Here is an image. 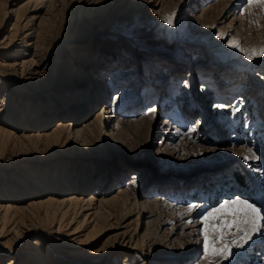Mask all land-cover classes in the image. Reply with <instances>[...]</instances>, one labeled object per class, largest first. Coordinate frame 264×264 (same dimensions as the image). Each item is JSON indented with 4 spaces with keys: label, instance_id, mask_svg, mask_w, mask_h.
Listing matches in <instances>:
<instances>
[{
    "label": "rangeland",
    "instance_id": "obj_1",
    "mask_svg": "<svg viewBox=\"0 0 264 264\" xmlns=\"http://www.w3.org/2000/svg\"><path fill=\"white\" fill-rule=\"evenodd\" d=\"M21 1L12 0L11 3L14 5L0 6V24L2 20L7 25L6 31L0 34V42L10 36L15 22V15L9 18L7 17L9 14L4 12L15 9ZM53 2L54 0L42 1L33 25L32 33L35 31L36 34L31 33L26 41V44L29 42V49L22 52L24 55L15 56L8 51L6 54L1 53L0 59L33 57L39 48L37 40H41L39 42L42 43L50 65L54 54L66 45L65 41L61 40L62 37L76 34L78 41L75 45L83 47V53L94 50L91 46L95 43L100 47L109 46L110 51L113 47L111 52L114 53L110 54V64L102 69L106 72L105 76L108 75L107 81L111 80L112 76L106 70L108 67L114 68L113 66L124 72L130 74L137 72L146 77L149 76V72H162L163 75L154 78L151 83L156 89L154 88L148 100L144 99L140 105L136 102L143 92H138V88L135 92L130 91L121 95L120 87L117 86L115 89L111 87L107 95L109 104L120 96L113 102L117 114H112L113 118L106 128L107 133L120 135L121 120L128 124L136 121L147 122L135 136L137 146L134 150L126 149L125 152L118 149L117 153L118 158L125 159L126 165L138 164L136 160L145 164L138 170L126 171L118 182L114 176L116 166H112L116 162H112V165H109L111 167L108 169L109 179L106 183L107 186L111 181L109 191L106 187V189L99 186L94 188L103 180L106 170L99 180L91 179V184L94 186L84 192L83 196L89 197L90 193L97 190L98 193L95 195L100 199L105 195L106 198L118 196L122 194L121 190L127 191L133 188V185H128L130 176L140 173L141 178L135 182L134 187L137 195L144 196L138 197L140 203L146 202L150 205L155 197H161L162 201L160 200L159 204L174 208L172 217H175V211L185 214L189 205L196 204L193 223L188 225L189 228H182L176 223L178 226L176 234H171L172 225L158 229L166 236L164 239L158 231H154L155 240H150L148 244L154 241L152 245L154 252L162 256L157 259V263L209 264V261L203 258L201 232L203 225L199 222L203 214L235 196L253 199L258 204L264 203L262 199L264 198V57L248 60L243 53L227 46L228 40H234L240 42L245 49L260 47L264 42V12L259 7H253L249 14L245 11L246 0H62V2L59 0L52 5ZM173 11L176 16L173 24L169 25L163 18ZM250 21L253 23L250 24ZM221 34L224 35L223 39L219 38ZM120 39L127 46L117 45ZM63 53L65 58H76L75 50L64 49ZM127 55H136L135 62L121 66L120 57L125 58ZM46 64L47 61L43 66ZM171 69L173 70L170 71ZM95 70L97 68L91 65L89 74H94ZM123 75L125 74L122 73L121 77H124ZM190 78H193L195 85L189 87L191 88L188 90L189 96L185 98L187 106L184 107L185 104L180 106L177 102L172 104V100L176 98L175 94L181 92L184 83ZM126 80L129 81V78H124L125 83ZM115 81L113 80V83ZM85 82L89 84V79ZM16 83L20 82L16 81ZM53 85L50 78L49 86ZM165 86L170 91L164 89ZM7 87L9 86H0V96L5 95L7 91L11 94L12 102L10 98H6L5 106L6 115L9 117L13 116V108L19 104V101H24L27 97L32 98L39 92L32 84H27V91H18L10 87L9 90ZM166 92L170 93L166 94ZM157 95L163 97L159 99ZM223 98L235 105L239 111L233 114L234 108L220 110V107H215L223 101ZM98 106L95 105L89 110L84 121L90 122L95 119ZM144 117L150 119L146 120ZM167 124L174 127L173 131L178 129L177 133L181 140L179 147H186L182 156L171 154L170 151L168 154L165 153L167 150L162 144L161 134L167 129ZM55 125L56 122H50L46 131H52ZM80 125L79 127H82V124ZM193 126L196 127V131L186 134ZM28 133L30 132L17 131L15 154H12L8 160L12 166L17 164L12 170L5 171V174L12 175L13 178H1V186L5 181L9 184L15 182L14 179L18 178L16 176L20 170L17 168L18 164L26 168L38 166L39 159H45L48 154L44 148L33 151L32 147L27 146L23 136ZM89 134L95 138L94 132ZM109 140L107 146L112 152L114 142L111 141L112 139ZM104 149L105 146H96L98 154ZM246 149H251L256 158L245 161L244 156L248 154ZM83 163L84 176L96 170L94 167L89 169L88 159H84ZM75 170L76 167L73 165L69 171L73 181L69 192L76 190L80 192L76 182L79 177ZM127 202L129 203V200ZM115 209L117 211L115 210L113 219L106 216L107 214H102L105 219L102 235L97 238L98 241L86 242L79 247L80 257L90 258V261L96 264H112V260L117 261V264H154L153 259L149 257L148 244L142 248L140 245H131L130 248L121 246L114 253L108 251L107 254L102 255V251L112 248L111 241L115 234L127 231L129 234L137 233L138 236L143 237L148 232V227L144 223L135 227V216L123 221L120 229H115L117 218L122 214V207L118 206ZM168 214L171 216L170 212ZM134 228L136 231H133ZM30 230L29 233L35 235L32 236V241L39 244L41 240L45 241L44 234L37 228ZM25 237L21 242H25ZM39 244L37 246H40ZM45 247L48 248L49 245ZM48 249L51 250V247ZM52 250L50 252L54 253ZM63 250L73 249L65 247L62 248V253L60 251L61 254L53 255L56 264H79V261L72 259ZM233 251L235 256L224 264H264V231L260 235L253 236L244 248ZM171 252L175 254L172 259L166 257ZM1 256L0 264H7L12 254ZM96 258L100 259L95 261Z\"/></svg>",
    "mask_w": 264,
    "mask_h": 264
},
{
    "label": "bare ground",
    "instance_id": "obj_2",
    "mask_svg": "<svg viewBox=\"0 0 264 264\" xmlns=\"http://www.w3.org/2000/svg\"><path fill=\"white\" fill-rule=\"evenodd\" d=\"M11 1L0 0V6L5 4L14 5ZM42 1L22 0L18 6H15V9L4 12V14H9L7 16L9 18L15 15V22L12 25L10 36L0 42V54H6L9 51L15 56L24 55L22 52L29 49V42L26 44V41L33 31L34 20ZM58 1L54 0L52 5ZM37 16L39 17V15ZM6 27L7 25L1 20L0 34ZM61 40L65 41L66 45L54 54L50 65L48 56L42 48V43L39 42L41 40H37L39 48L36 50L37 54L33 55L34 58L22 57L17 59L15 56V58L11 56L13 58H9L11 60L0 59V86H9L14 90L27 91V84H32L39 91L32 98L27 97L24 101H19V104L13 108V116L10 115V117L6 115L5 106L6 98L9 99L11 94L7 91L5 95L0 96V179L11 178L12 175L5 174V171L12 170L15 167L14 165L17 164L12 166L8 161L12 154H15L14 145L18 138L17 131L30 132L23 137L27 142V146L32 147L31 150L44 148L48 152L45 159H39L38 166L34 165L26 168V166L18 164L21 167L17 166L20 170L18 176H16L18 178L14 179L15 182L12 181L9 184L8 181H5L2 186L0 185V260L2 259L1 255L12 254L7 264H56L54 262L55 256L61 254L62 248L65 247L73 249L70 251L63 250V252L72 259L79 261V264H96V262H91L90 258H81L79 247L86 242L98 241L97 238L102 235V230L105 229V219L102 214H107L106 216L113 219L114 212L117 211L115 208L118 206L122 207V214L117 218L115 229H120L119 227L123 221L135 216V227L137 228L140 223H144L148 227V232L143 237L138 236L137 233L129 234L127 231L117 233L112 238V248L102 251V255L107 254L108 251L114 253L121 246L130 248L131 245H140L142 248L155 238L154 231L159 232L158 229H163L167 225H172L171 234H176L178 226L189 228L190 223H187V221H192L194 217V212L182 214L177 211L174 212L175 217H172L174 208H167V206L159 204L158 202L162 198H158V196L154 198V202L150 205L146 202L140 203L138 197L142 198L144 196H139L134 191L135 182H138L141 178L140 173H134L130 176L131 179L128 181V185H133V188H129L127 191L121 190L120 193L122 194L118 196L106 198L105 195L100 199L95 195L98 190L92 194L90 193L89 197L83 196L84 192L94 186L91 184V179L99 180L106 170L103 180L99 181L94 188L96 189V186H99L108 190L111 183L110 181L106 186L109 179L108 169L111 167L109 165H112V162H116L112 166H116L114 176L118 182L126 171L138 170L141 165L145 164L143 161L136 160L138 164L130 163L126 165L124 158L117 157L118 149L125 150V152L126 149L134 150L137 146L135 136L147 122L136 121L128 124L121 120V123L119 122L121 124V128H119L120 135L112 132L107 133L106 128L113 118L112 114H117V108L113 105V102L120 97L117 96L109 104L107 99L109 90H111V87L115 89L118 86L120 87L119 92L121 91V95H123L130 91L135 92L138 88V92H143L136 102L137 105H140L144 99L148 100L149 94L154 91L155 85L151 84L153 79L161 77L163 73L153 71L149 72V76L146 77L137 74V72L131 74L124 72L113 66L114 68L108 67V70H106L112 76V79L107 81L108 75L105 76L106 72L102 69L110 64V54L114 53L111 52L113 47L110 51L109 46L100 47L95 43L91 46L94 50H87L88 46L85 48L87 52L83 53L82 49L84 48L75 45L78 41L76 40V34L66 35ZM117 45L127 46L122 39L118 40ZM64 49L75 50L76 58H69L68 56V58H65L63 56ZM135 56L120 57V63L122 62L120 65L127 66L134 63ZM46 61L47 64L43 66ZM61 63H63L62 66ZM91 65L97 68L94 74H89ZM122 73L125 74L124 77H121ZM126 77L129 78V81L126 80L125 83L124 78ZM50 78L54 84L53 86H49ZM87 79H89V84L85 82ZM113 80L116 81L113 83ZM16 81L20 83H16ZM22 83H25V85ZM184 84L185 86L181 92L175 94L176 98L172 100V104L177 102L180 106L184 104V107L187 106L186 97L190 93L188 90L191 89L189 88L191 85H195V81L190 78ZM166 88L165 86L164 89ZM158 97L160 99L163 96ZM41 98H44V100H40ZM179 99L181 102H179ZM224 99L220 103L225 105L222 109L237 108ZM95 105H99L95 119L90 122L84 121L89 110L94 108ZM145 119L149 120L150 118L146 117ZM52 121L56 122L54 129L46 131L48 124ZM80 124H82V127H79ZM173 128L172 125L167 124V129L161 134V141L164 149L167 150L165 153L168 154L170 151L171 154L182 156L186 147H179L181 140L179 139V133H177L178 129L174 132ZM89 132H94L95 138L90 136ZM109 139L114 142L112 152L108 150L107 146ZM97 145L105 146V149L99 154L96 150ZM84 159L89 160V169L92 167L96 169L88 176H84ZM73 165H75V171L78 173L79 178L76 182L80 192L79 190L69 192L73 184L69 171ZM169 212L171 216H168ZM176 223L179 225L177 226ZM32 228H37L44 234L45 243L42 240L40 244L32 241V236H35L29 233ZM136 228L133 231H136ZM23 237H25V242H21ZM161 237L164 239L166 236L162 233ZM153 242L150 243L151 245H147L150 249L149 257L153 259L154 264H158L157 259L162 256L154 252ZM37 244L40 246H37ZM48 245L54 253L50 252L49 247H45ZM171 253L167 254L166 257L171 259L175 257V254ZM99 259L94 260L98 261ZM111 263L117 264V261L112 260Z\"/></svg>",
    "mask_w": 264,
    "mask_h": 264
},
{
    "label": "snow or ice",
    "instance_id": "obj_3",
    "mask_svg": "<svg viewBox=\"0 0 264 264\" xmlns=\"http://www.w3.org/2000/svg\"><path fill=\"white\" fill-rule=\"evenodd\" d=\"M247 8L245 11L253 7H259L264 12V0H246ZM244 13L242 12L241 15ZM176 13L173 11L170 15L163 19L165 23L172 25ZM253 23L250 21V24ZM258 26V25H257ZM224 38L221 34L219 37ZM227 46L237 49L248 60L256 57H264V42L260 47L243 48L238 41L228 40ZM215 107H225L223 104H217ZM239 111L238 108L233 109V114ZM196 131V127H190L186 134ZM247 153L244 160L256 158L251 149H246ZM264 199V198H262ZM196 209V205H189L185 214H189ZM202 227L203 236V258L209 261V264H224L225 261H231L235 256L234 249H241L252 240L253 236L260 235L264 231V203H257L253 199L235 196L226 199L219 206L208 210L203 214L199 221ZM187 223H193L189 220Z\"/></svg>",
    "mask_w": 264,
    "mask_h": 264
}]
</instances>
